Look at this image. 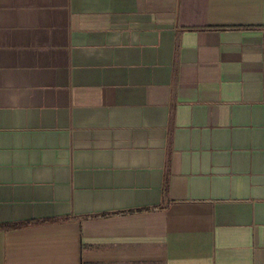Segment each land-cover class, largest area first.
Here are the masks:
<instances>
[{"label":"crops","instance_id":"crops-1","mask_svg":"<svg viewBox=\"0 0 264 264\" xmlns=\"http://www.w3.org/2000/svg\"><path fill=\"white\" fill-rule=\"evenodd\" d=\"M0 264H264V0H0Z\"/></svg>","mask_w":264,"mask_h":264},{"label":"trees","instance_id":"trees-1","mask_svg":"<svg viewBox=\"0 0 264 264\" xmlns=\"http://www.w3.org/2000/svg\"><path fill=\"white\" fill-rule=\"evenodd\" d=\"M61 220H66V218L62 219H42V220H31V221H24V222H18V223H12V224H1L0 225V231L3 230H9V229H17V228H22L25 226H30L34 224H44V223H53Z\"/></svg>","mask_w":264,"mask_h":264}]
</instances>
